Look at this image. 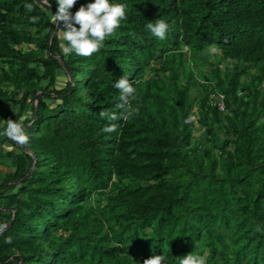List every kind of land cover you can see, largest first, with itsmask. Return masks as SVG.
Returning <instances> with one entry per match:
<instances>
[{"label":"trees","instance_id":"trees-1","mask_svg":"<svg viewBox=\"0 0 264 264\" xmlns=\"http://www.w3.org/2000/svg\"><path fill=\"white\" fill-rule=\"evenodd\" d=\"M109 2L124 5L126 19L82 57L61 51L58 0H0V139L21 148L0 149L12 166L0 171V264H144L153 255L264 264V0ZM157 20L169 25L164 39L146 28ZM211 46L227 63L203 72V93L191 97L196 78L182 54L194 60ZM57 69L67 76L59 86ZM121 77L135 89L124 107ZM210 90L222 93V113ZM8 120L27 145L5 134ZM195 122L209 145L191 138ZM111 124L116 131H102ZM91 192L100 203L87 202Z\"/></svg>","mask_w":264,"mask_h":264},{"label":"clouds","instance_id":"clouds-1","mask_svg":"<svg viewBox=\"0 0 264 264\" xmlns=\"http://www.w3.org/2000/svg\"><path fill=\"white\" fill-rule=\"evenodd\" d=\"M47 6L49 0H42ZM76 4V0H58V10L54 15V22H62V38L67 42V45H62L61 51L64 55H69L73 51L82 57L91 56L102 46L105 38L111 36L118 28L121 21L126 19L125 6L122 4H111L109 0H94L86 7L81 6L74 14L70 9ZM31 8V5H27ZM33 22L38 20V17L31 18ZM74 25H79V28ZM146 28L153 36L159 39H164L169 25L163 20H157L155 23H148ZM114 87L120 91L121 107L129 104L131 99H134L135 89L129 80L121 77L115 81ZM132 113L129 112L124 116L128 118ZM101 118L109 120L117 119L116 115L109 114L106 111H101ZM116 125L111 124L105 127L102 131L111 133L116 131ZM5 134L18 143L19 145H27L29 136L25 134L22 125L14 120H8ZM6 225H0V231ZM10 243V239L8 240ZM165 257L163 255H153L146 259L144 264H163ZM181 264H204L203 258H194L186 256Z\"/></svg>","mask_w":264,"mask_h":264},{"label":"rangeland","instance_id":"rangeland-1","mask_svg":"<svg viewBox=\"0 0 264 264\" xmlns=\"http://www.w3.org/2000/svg\"><path fill=\"white\" fill-rule=\"evenodd\" d=\"M52 16V15H51ZM59 41L62 43L63 38H62V34L61 32H59ZM185 48V47H184ZM182 57L185 59V67H192L193 71H194V77L196 78V81H192L189 86H188V94L191 97L194 98H198L200 94L203 93V86L200 84V82L203 81L202 78V73L205 72L207 75H211L210 74V70L211 67L213 66H217L220 70H223V67L225 66V64L227 63V59L224 58L219 52L218 50L211 46L209 47L205 52H200L197 54L196 59L194 60H188V50L185 49L184 53L182 54ZM157 64V61H156ZM151 71L148 72V74ZM66 74L63 72L62 69H57L56 72V76H55V85L59 86L62 85L66 79ZM42 83L45 82V79H43L41 81ZM208 84L210 85H214L215 84V79L212 78L210 79L208 82ZM217 91H208L207 95L210 93H214ZM245 92H240V94H244ZM263 95H264V91H263ZM198 108V103L194 102L193 103V110L194 113L192 115L193 118H195L196 114H195V110ZM223 111H225V108L223 110H221L220 112L222 113ZM28 111L26 110L24 112V114H27ZM23 114V115H24ZM22 115V116H23ZM215 132L217 133L218 136L220 137H225L227 136L226 132L224 130H222L221 128H215ZM208 135L207 132L205 131V125L203 123H198L195 122L192 125V136L191 138L193 139L194 142H196L198 144L199 147L202 146H206L210 144V141L207 139ZM7 148H13L16 151H19L21 148L12 144L10 141L5 140V138L0 139V149H7ZM29 153L33 155V153L28 150ZM8 170H12V166L9 163V158L4 156V157H0V171L4 172V171H8ZM101 195L97 192H91L89 195V198L87 199V202L89 204H95V203H100V199ZM4 212V211H1ZM6 212V211H5ZM3 218H5L6 216L3 215ZM44 244V243H43ZM16 251L14 249H10L8 251L9 255L14 254ZM10 256H8L7 258H5V260L9 259ZM14 264V263H12Z\"/></svg>","mask_w":264,"mask_h":264},{"label":"built area","instance_id":"built-area-1","mask_svg":"<svg viewBox=\"0 0 264 264\" xmlns=\"http://www.w3.org/2000/svg\"><path fill=\"white\" fill-rule=\"evenodd\" d=\"M207 102L214 104L219 111L224 109L223 95L221 92H214L207 95Z\"/></svg>","mask_w":264,"mask_h":264}]
</instances>
